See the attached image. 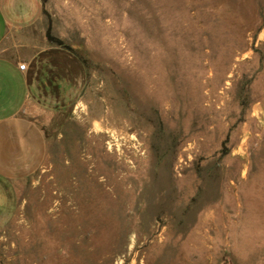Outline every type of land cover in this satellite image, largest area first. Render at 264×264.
Listing matches in <instances>:
<instances>
[{
    "label": "rangeland",
    "instance_id": "obj_1",
    "mask_svg": "<svg viewBox=\"0 0 264 264\" xmlns=\"http://www.w3.org/2000/svg\"><path fill=\"white\" fill-rule=\"evenodd\" d=\"M42 2L86 82L0 178V264H264V0Z\"/></svg>",
    "mask_w": 264,
    "mask_h": 264
},
{
    "label": "crops",
    "instance_id": "obj_2",
    "mask_svg": "<svg viewBox=\"0 0 264 264\" xmlns=\"http://www.w3.org/2000/svg\"><path fill=\"white\" fill-rule=\"evenodd\" d=\"M42 10V0H0V178L5 180L25 179L43 165L47 138L36 115L68 106L86 82L79 56L47 39Z\"/></svg>",
    "mask_w": 264,
    "mask_h": 264
},
{
    "label": "trees",
    "instance_id": "obj_3",
    "mask_svg": "<svg viewBox=\"0 0 264 264\" xmlns=\"http://www.w3.org/2000/svg\"><path fill=\"white\" fill-rule=\"evenodd\" d=\"M47 39L51 42H56L57 44H61V42L54 36L51 35L50 30H47Z\"/></svg>",
    "mask_w": 264,
    "mask_h": 264
},
{
    "label": "built area",
    "instance_id": "obj_4",
    "mask_svg": "<svg viewBox=\"0 0 264 264\" xmlns=\"http://www.w3.org/2000/svg\"><path fill=\"white\" fill-rule=\"evenodd\" d=\"M19 66H20V68H23V67H24V64L22 63V64H20Z\"/></svg>",
    "mask_w": 264,
    "mask_h": 264
}]
</instances>
